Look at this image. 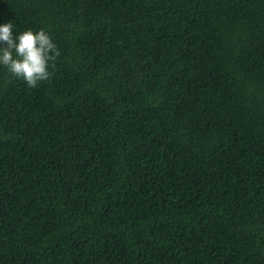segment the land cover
<instances>
[{
    "label": "trees",
    "instance_id": "trees-1",
    "mask_svg": "<svg viewBox=\"0 0 264 264\" xmlns=\"http://www.w3.org/2000/svg\"><path fill=\"white\" fill-rule=\"evenodd\" d=\"M60 55L0 67V264H264V0H0Z\"/></svg>",
    "mask_w": 264,
    "mask_h": 264
},
{
    "label": "clouds",
    "instance_id": "clouds-1",
    "mask_svg": "<svg viewBox=\"0 0 264 264\" xmlns=\"http://www.w3.org/2000/svg\"><path fill=\"white\" fill-rule=\"evenodd\" d=\"M60 51L49 35L40 28L14 30L11 20L0 23V67L35 88L51 76L52 62Z\"/></svg>",
    "mask_w": 264,
    "mask_h": 264
}]
</instances>
